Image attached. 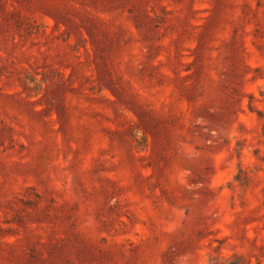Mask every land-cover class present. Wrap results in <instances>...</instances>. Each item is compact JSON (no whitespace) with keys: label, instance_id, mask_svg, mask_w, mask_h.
Instances as JSON below:
<instances>
[{"label":"rangeland","instance_id":"rangeland-1","mask_svg":"<svg viewBox=\"0 0 264 264\" xmlns=\"http://www.w3.org/2000/svg\"><path fill=\"white\" fill-rule=\"evenodd\" d=\"M0 264H264V0H0Z\"/></svg>","mask_w":264,"mask_h":264}]
</instances>
